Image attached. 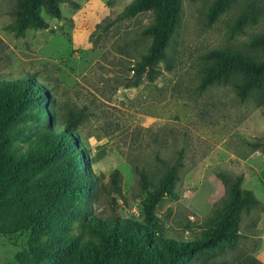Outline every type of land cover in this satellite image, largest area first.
Here are the masks:
<instances>
[{"label": "rangeland", "instance_id": "374dc122", "mask_svg": "<svg viewBox=\"0 0 264 264\" xmlns=\"http://www.w3.org/2000/svg\"><path fill=\"white\" fill-rule=\"evenodd\" d=\"M130 1L63 0L60 19L44 14L47 28L16 36L7 27L16 0H0V77L34 74L48 88L58 118L81 115L77 132L92 170L105 182L114 169L122 178L125 199L112 206L101 198L98 214L142 219L145 193L135 168L155 181L162 160L180 162L176 197L164 198L155 213L168 235L192 239L225 195L219 174L241 175L259 204L242 211L240 238L232 246L193 264H264V105L255 94L241 101L230 84L198 88L210 50L264 56V47L253 44L264 34V0H236L210 25L212 0H182L153 80L138 79L132 70L150 43L144 30L153 13L118 17ZM29 129L15 142L22 151L41 128ZM27 238L0 235V264H16Z\"/></svg>", "mask_w": 264, "mask_h": 264}, {"label": "trees", "instance_id": "16d2710c", "mask_svg": "<svg viewBox=\"0 0 264 264\" xmlns=\"http://www.w3.org/2000/svg\"><path fill=\"white\" fill-rule=\"evenodd\" d=\"M235 1L212 0L206 23L216 21ZM61 2L16 0L7 27L16 36L28 29L47 28L44 14L60 19ZM181 2L131 0L118 15L153 13L152 24L144 30L150 43L132 68L136 78L154 79L156 65L166 57L176 30ZM253 44L264 47V34L256 36ZM206 59L199 90L230 84L241 101L255 94L257 104L264 105V56L214 49ZM50 99L48 88L34 74L0 77V235L28 233L25 246L14 255L16 264H193L197 257L219 252L240 238L242 211L259 200L242 186L241 175L223 173L219 177L225 195L214 204L200 235L185 240L166 233L155 209L164 198L176 197L180 162L162 160L163 169L155 181L135 168L137 185L145 193L142 219L96 213L101 198L112 206L125 199L121 174L114 169L105 182L103 174L92 170L77 132L81 115L58 118ZM31 124L41 129L22 151L15 142Z\"/></svg>", "mask_w": 264, "mask_h": 264}]
</instances>
